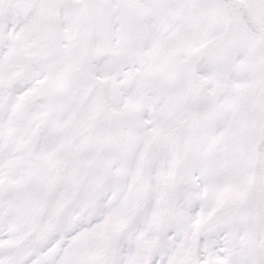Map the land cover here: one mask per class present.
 <instances>
[{"label":"snow or ice","instance_id":"6c2138e0","mask_svg":"<svg viewBox=\"0 0 264 264\" xmlns=\"http://www.w3.org/2000/svg\"><path fill=\"white\" fill-rule=\"evenodd\" d=\"M0 264H264V0H0Z\"/></svg>","mask_w":264,"mask_h":264}]
</instances>
